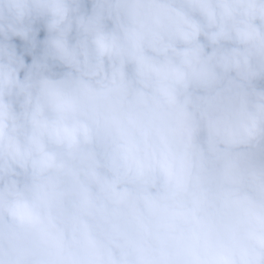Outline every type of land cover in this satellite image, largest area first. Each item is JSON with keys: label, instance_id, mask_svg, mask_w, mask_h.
I'll return each instance as SVG.
<instances>
[{"label": "clouds", "instance_id": "9594fccd", "mask_svg": "<svg viewBox=\"0 0 264 264\" xmlns=\"http://www.w3.org/2000/svg\"><path fill=\"white\" fill-rule=\"evenodd\" d=\"M0 264H264V0H0Z\"/></svg>", "mask_w": 264, "mask_h": 264}]
</instances>
